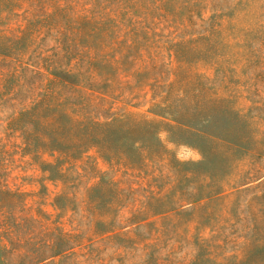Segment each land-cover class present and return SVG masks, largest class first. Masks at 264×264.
Wrapping results in <instances>:
<instances>
[{"label": "rangeland", "instance_id": "1", "mask_svg": "<svg viewBox=\"0 0 264 264\" xmlns=\"http://www.w3.org/2000/svg\"><path fill=\"white\" fill-rule=\"evenodd\" d=\"M0 264H264V0H0Z\"/></svg>", "mask_w": 264, "mask_h": 264}]
</instances>
